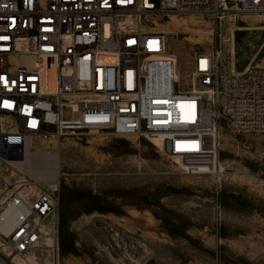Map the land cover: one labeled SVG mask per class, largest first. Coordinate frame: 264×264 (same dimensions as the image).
<instances>
[{"label": "built area", "instance_id": "1", "mask_svg": "<svg viewBox=\"0 0 264 264\" xmlns=\"http://www.w3.org/2000/svg\"><path fill=\"white\" fill-rule=\"evenodd\" d=\"M222 10L264 12V0H0V159H18L32 137L101 132L154 138L182 173L219 183L221 130L264 133V65H253L261 46L241 68L217 46L197 51L178 80L150 23ZM57 185L26 199L1 192L0 177V211L19 210L0 229L15 253L53 230Z\"/></svg>", "mask_w": 264, "mask_h": 264}, {"label": "rangeland", "instance_id": "2", "mask_svg": "<svg viewBox=\"0 0 264 264\" xmlns=\"http://www.w3.org/2000/svg\"><path fill=\"white\" fill-rule=\"evenodd\" d=\"M221 12L236 16L168 12L151 18L150 26L165 35L179 79L195 52L215 46L230 52L231 41L236 68L260 46L253 65H264V12ZM219 135V183L212 175L182 173L154 138L101 132L32 137L33 150H58L61 157L53 243L41 241L32 251L38 264H264V133ZM4 168L11 182L28 180L22 192L29 198L51 185L12 163H2L0 172ZM0 250L3 264L4 254L12 252L9 261L16 255L1 240Z\"/></svg>", "mask_w": 264, "mask_h": 264}, {"label": "bare ground", "instance_id": "3", "mask_svg": "<svg viewBox=\"0 0 264 264\" xmlns=\"http://www.w3.org/2000/svg\"><path fill=\"white\" fill-rule=\"evenodd\" d=\"M228 9V8H227ZM222 11H229V10H222ZM220 17L223 18L225 16H228L232 18L233 16H236V13H230V12H219ZM218 15V14H217ZM259 26V25H258ZM263 28V26H262ZM243 30H254V29H259V27H254V26H243L241 27ZM171 32V31H170ZM170 32H166L167 34H170ZM230 53L232 55V58L234 57V44L233 41L230 43ZM173 56V54H171ZM177 79L179 80L178 74L176 75ZM32 138L27 141L23 153L20 155L18 159H0V166H2V163H5V165H14L19 171L22 173L27 174L30 178H33L34 181L38 182H44L53 185L58 176H59V171L61 167V157L60 153L58 150L56 151H41V150H33L32 149ZM5 167V166H4ZM220 170V169H219ZM2 172V173H1ZM0 172V177L3 179L5 182V186H7V190L9 191H1V192H6L7 194L14 192L12 190L18 189L20 192L19 194L24 197V198H29L28 193L26 194L25 192L22 191H27V190H22V187L24 188V185L28 182L26 178H21L19 180L10 181L8 180V176H6V172L8 174V169L4 168ZM14 171L11 172V175H14ZM30 185L28 186V190L30 191H39L35 185L33 184H27ZM26 187V186H25ZM25 189V188H24ZM41 191V190H40ZM0 192V193H1ZM19 210L16 206H9L8 208H5L4 210L0 211V229L2 230L5 227L6 221L8 218L15 216H18ZM51 223H53V220H50ZM43 226H48V223L44 222ZM0 240L2 243H9L7 239L0 234ZM42 242L45 241L47 246H52L53 243V238L51 231H47V234L43 239L41 240ZM34 250V249H33ZM32 250V251H33ZM30 251L29 253H26L24 255H19L16 253V255L13 256V258L9 261L8 258L12 255V252H8L7 254H4V258H7L6 264H38L36 260V256L34 253ZM0 253L3 254L2 250H0ZM2 257V256H1ZM3 264V263H0ZM5 264V263H4Z\"/></svg>", "mask_w": 264, "mask_h": 264}, {"label": "water", "instance_id": "4", "mask_svg": "<svg viewBox=\"0 0 264 264\" xmlns=\"http://www.w3.org/2000/svg\"><path fill=\"white\" fill-rule=\"evenodd\" d=\"M20 157V156H19Z\"/></svg>", "mask_w": 264, "mask_h": 264}]
</instances>
